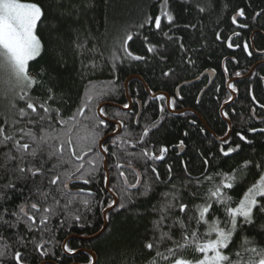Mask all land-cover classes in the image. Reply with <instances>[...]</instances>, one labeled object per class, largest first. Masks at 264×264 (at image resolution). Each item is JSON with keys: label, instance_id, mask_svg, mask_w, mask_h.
Returning a JSON list of instances; mask_svg holds the SVG:
<instances>
[{"label": "snow or ice", "instance_id": "1", "mask_svg": "<svg viewBox=\"0 0 264 264\" xmlns=\"http://www.w3.org/2000/svg\"><path fill=\"white\" fill-rule=\"evenodd\" d=\"M179 2L183 4L190 0ZM90 6L91 0H69L67 6L59 0H52L53 19L57 22L53 27L71 19V30L76 36L75 49L83 57L81 68L85 72L100 70L102 65L98 61L104 56L101 37L94 36L81 23ZM195 7L200 13L208 10L199 4ZM244 15L245 10L238 9L231 18L232 23L236 24L237 17ZM259 15L261 13H256V16ZM45 19V8L35 0H0V85L5 86L6 92L13 93L16 101L11 105L14 112L5 115L0 122V264H6V261H11V264H27L25 256L29 244L40 256H49L50 253L43 250L50 243L44 239V235L52 231L49 225L54 218L71 216L76 223L83 221L80 208L73 213L72 206L79 204L83 209L91 211V198L95 194L91 189L78 185H90L95 181L103 163L102 153H109L115 158L112 167L116 170L118 187L111 185V189L118 191L121 199L129 204L135 203L137 199L156 196L157 184L165 183L167 186L173 180L172 164L166 165L167 181L162 180L161 173L155 166V162L166 159L168 145H162L158 149L153 147L152 150L143 147L139 153L125 150L121 155V146L131 143L128 137L132 136L124 119H120L118 123L125 130V135H117L111 140V151L110 146L103 142L104 129L109 126V120L106 119L108 113L95 101L107 94L105 90H92L86 104L78 107L67 118L64 117L61 113L63 103L58 102L55 89L45 87V82L40 78L43 70L33 76L29 68L30 61L39 57L44 49L37 34V26ZM176 21L177 14L170 0H160L158 14L147 15L138 27L143 29L145 26H152L160 31L162 23L166 22L170 29H179ZM239 26L247 27L246 24ZM183 27L189 29L196 25L185 24ZM163 34L168 40L174 39L168 32ZM233 35L239 33L234 32ZM133 38V33L128 31L123 36L113 38L109 61L112 73L116 72L118 62L146 59L130 50L129 43ZM175 39L179 40V48L185 53L195 54L197 51L186 47L183 37ZM215 39L222 40L219 32L215 34ZM144 41L147 52L157 51V46L148 42L147 36ZM226 43L229 49L239 47L238 44L234 45L232 37H227ZM243 47L248 55H252L247 43ZM188 63L195 64L191 56L188 57ZM224 72H228L226 65ZM172 74L171 70L163 72L165 77ZM235 75L239 77L241 73L236 72ZM38 87L44 89L43 92L33 95ZM228 87L233 92L237 91L231 83ZM152 95L154 99L164 101L168 108H175L176 97H168L164 93ZM231 99L229 96L224 104ZM253 99L255 100L254 96ZM18 102H22L23 106H18ZM199 102L197 98V103ZM165 103L159 105L161 114L165 111ZM92 106L97 111H93ZM123 107L128 109L131 105L126 103ZM85 108L88 110L87 115ZM116 115L119 116V112ZM222 115L228 118L229 113L224 111ZM80 118L87 123H83ZM195 123V120L190 121L192 125ZM156 126L153 122L144 127L132 147L145 144L150 128ZM199 131L204 132L206 129L201 128ZM248 131L264 134V128L251 127ZM230 132L231 127L225 131L224 136L218 138L221 142L219 152L224 157L241 149L240 144L225 148V145H230ZM189 135L188 131L182 133L185 138ZM236 135L244 143H252L243 132H237ZM172 147L179 154V151L187 147L185 139H180ZM200 155L203 157V170L197 177H192L187 163L181 161L187 174L183 187L189 190V199L199 203L190 205L184 202L175 184H172L170 190L159 193L157 203L152 205V212L156 216L152 221V235L145 239L139 252L142 264H264V223H259L264 221V157L257 160L245 159L228 172L211 173L209 166L214 157L206 153ZM134 160L143 161L145 172H150L152 178L144 179L134 165ZM149 161L153 162L150 167ZM104 166L108 167L107 164ZM252 168L256 170L258 179L250 183L238 201L234 200L229 191L250 174ZM129 176L134 178V183L129 181ZM103 181L110 184L109 176L104 175ZM205 183L208 186L202 192L200 189ZM131 189L136 191L132 192ZM116 203L113 200L108 207L111 208ZM119 207L124 208L125 203L121 202ZM218 213L222 214V218ZM66 222V219L60 220L61 225ZM246 229L254 232V235H241ZM176 231L179 232V239L173 238ZM237 235H240L239 243L234 240ZM7 240H16L21 248L10 250ZM62 247L65 252L74 251L67 243ZM188 249L198 255L188 256ZM89 264H92L91 260Z\"/></svg>", "mask_w": 264, "mask_h": 264}, {"label": "trees", "instance_id": "2", "mask_svg": "<svg viewBox=\"0 0 264 264\" xmlns=\"http://www.w3.org/2000/svg\"><path fill=\"white\" fill-rule=\"evenodd\" d=\"M35 2L45 8L46 19L37 26V34L42 40L44 49L39 57L30 61L31 75L37 76L43 70L40 78L45 82V87L51 86L55 89L59 97L58 102L63 103L61 113L65 118L87 103V97L92 90H105L107 94L95 103L99 106L118 105L122 109L112 105L104 107L109 120V126L104 129V139L117 131L118 128L113 123L124 119L128 126L127 130L132 133V136L128 137L131 143L121 146V155L125 150L139 153L143 147L152 150L153 147L158 149L162 145H168L169 152L166 159L155 162V166L161 173L162 180L167 181L166 165L172 164L173 180L167 186L165 183L157 184L156 196L137 199L135 203L129 204L121 199L118 191L111 189V185L118 187L116 170L112 167L115 158L106 153L108 171H110V190L117 196L118 204L123 202L125 207L118 206L108 214V228L100 237L89 241L82 240L80 237H92L104 228L103 214L109 208L108 204L114 200L112 194L106 190L107 184L103 181L107 173L104 169L105 160L102 154L103 163L95 181L90 185H78L91 189L95 194L91 198V211L83 209L79 204L72 206L73 213L80 208L84 216L80 223L74 222L71 216L54 218L49 225L52 231L44 235V239L49 240L50 243L46 244L43 250L48 251L50 255L40 256L29 244L25 260L27 264H41L46 261L49 262L47 264H89L92 257L85 251L91 250L97 255V264H142L139 252L142 250L145 239L152 235V221L156 219L152 212V205L157 203L159 193L170 190L172 184H175L184 202L190 205L199 203V201H191L188 196L189 190L183 187L187 174L183 170L181 161L187 163L192 177H197L203 170L201 153L214 157L209 166L211 173L228 172L245 159L257 160L264 157V134L248 131L251 127L264 128V107H261L264 105V0H190L183 4L179 0H170L177 14L176 23L180 27L170 29L167 23L163 22L160 31L152 26H145L143 29L138 27L147 15L158 14L160 0H91V6L82 17L81 23L86 25L94 36L101 37L100 43L104 56L98 61L102 65L100 70L86 72L81 68L83 57L78 55L75 49L76 36L71 30L73 27L71 19L60 22L58 27L54 28L57 22L53 19L52 0H35ZM59 2L67 6L69 0H59ZM196 4L205 6L208 10L200 13L195 7ZM185 8L188 10L185 11ZM241 8L245 10V15L233 24L231 18ZM258 12L261 15L256 16ZM185 24H194L196 27L184 29ZM241 24H246L247 27H240ZM125 31L133 33V41L129 43L130 50L145 56L146 59L118 62L116 72L112 73L109 62L111 43L113 38L123 36ZM164 32H168L174 39L168 40ZM217 32L222 36L221 41L215 39ZM234 32L239 35H233ZM145 36L148 37V42L157 46L156 52H147ZM105 37H107L106 40ZM179 37L184 38L183 43L186 47L197 50L195 54L185 53L179 48V40L175 39ZM227 37H232L234 45L238 44L239 47L229 49L226 43ZM245 43L248 44V51L252 55H248V52L244 50ZM189 56L195 61L194 65L188 63ZM225 65L228 68L227 74L224 72ZM255 66L256 68L248 78L232 83L237 89L236 97L233 99L228 82L231 79L245 77ZM170 70L172 75L163 76V72ZM207 70H214L216 79L205 93L203 91L210 81L207 76L193 84L183 85L185 82L198 79ZM236 72H240L241 75L237 77ZM130 77L132 78L129 80L127 95L125 84ZM145 84L152 93L164 92L170 97H176V106L172 110L177 112L188 109L193 113L185 112L178 115L171 113L164 101H158L146 92ZM181 85L183 86L178 92L177 89ZM43 90L38 87L33 95H39ZM229 96L232 99L224 104ZM13 102H16L14 94L6 92L5 86L0 85V122L5 115H11L14 112L11 108ZM126 103L131 107L125 109L123 105ZM162 103H165L163 114L159 112V105ZM221 105L224 107L223 111L229 113L226 119L232 126L230 145H225V148L234 147L236 144L241 145L240 151L229 157H224L219 152L221 142L218 138L224 136L225 131L229 129L228 122L223 119ZM18 106H23L22 102H18ZM92 110L97 111L95 106H92ZM117 112L119 116L116 115ZM87 114L88 110L85 108V115ZM80 119L83 123H87L83 121V118ZM137 120L139 123H136ZM192 120L196 121L195 125L190 124ZM153 122L157 126L150 128L149 135L145 137V144L132 147V143L136 142L144 127L150 126ZM201 128L206 131L200 132ZM184 131L190 133L189 137L182 136ZM237 132H243L252 143L246 144L241 141L236 135ZM118 135L124 136L125 130L122 129ZM112 139L108 138L105 142L110 146V151ZM180 139H185L187 147L183 153L179 151L178 154V150L172 145L177 144ZM133 163L143 174L144 179L152 178L150 172H145L143 161L134 160ZM152 163L149 161L148 166L150 167ZM255 179H258V174L252 168L250 174L229 191V195L238 201ZM129 181L135 182L131 176ZM207 186L205 183L200 190L203 192ZM135 191L132 190V192ZM218 215L222 218V214L218 213ZM64 219L67 222L61 225L60 220ZM203 230L202 227L201 231ZM245 234L251 236L254 232L246 229L241 235ZM25 236H27L26 233ZM173 238L179 239L178 231L173 234ZM67 240L69 248L74 249L73 252L63 250L62 246ZM234 240L239 243L240 235L234 237ZM6 242L11 246L10 250L21 248L16 240ZM77 252H79L77 255H71ZM186 254L190 257L198 255L191 249L186 250ZM6 264H11V261H6Z\"/></svg>", "mask_w": 264, "mask_h": 264}, {"label": "water", "instance_id": "3", "mask_svg": "<svg viewBox=\"0 0 264 264\" xmlns=\"http://www.w3.org/2000/svg\"><path fill=\"white\" fill-rule=\"evenodd\" d=\"M238 18H240V17H237V19ZM256 68V66L254 67V68H252L251 69V71H250V73L248 74V75H246L245 77H239V78H236V79H231L229 82H228V84L229 83H234V82H236V81H239V80H242V79H245V78H248L249 76H250V74L254 71V69ZM205 76H207L208 78H210V81H209V83H208V85L206 86V88H205V90L203 91V93H205L206 92V90H207V88H209L210 87V85L214 82V80L216 79V73L214 72V71H212V70H207V71H205V73L202 75V76H200L198 79H195L193 82H185V83H183V85H189V84H193L194 82H197V81H199V80H202ZM132 77H130V78H128L126 81V84H125V91L127 92V95H128V84H129V80L131 79ZM183 85H181L177 90H178V92H179V89L183 86ZM145 88H146V92L149 94V95H151V97L152 98H154L153 97V93L151 92V91H149V89H148V87L146 86V84H145ZM161 93H164V92H161ZM161 93H156V95H159V94H161ZM202 93V94H203ZM164 94H166V93H164ZM231 94H232V96H233V99L236 97V94H235V92H233V91H231ZM168 97H170L168 94H166ZM129 99V98H128ZM129 102H130V99H129ZM106 105H112V104H103V105H101L100 107H106ZM113 107H118V108H120V109H122V107H120V106H115V105H112ZM168 108V107H167ZM168 110L171 112V113H174V114H184L185 112H191V113H193L191 110H188V109H184L183 111H172V109H170V108H168ZM224 110V107L221 109V111L222 112H224L223 111ZM107 119V118H106ZM223 119L226 121V122H228L227 121V119L223 116ZM203 122V121H202ZM204 123V122H203ZM115 126H117V131L114 133V134H111V135H109V136H107V138L106 139H104L103 140V142H106L107 141V139L108 138H114V137H116L118 134H120L121 132H122V129L119 127V123H113ZM228 124H229V127H232L231 126V123H230V121L228 122ZM205 125H206V123H205ZM206 127H207V125H206ZM230 135H231V132H230ZM230 135H229V137L228 138H230ZM215 137L217 138V136L215 135ZM218 141H220L219 139H218ZM184 151V150H183ZM183 151H181V153H183ZM103 154V156H104V160H105V164H107L108 165V160H107V154L106 153H102ZM104 169H105V171H106V173H107V175L109 176V178H110V171H108V167H105L104 166ZM106 190L108 191V193L109 194H112V196H113V198H114V200H116L117 201V203L116 204H114L111 208H108L107 210H105V212H104V214H103V216H104V219H105V224H104V228L98 233V234H96V235H94V236H92V237H89V238H83V237H80V239H82V240H85V241H89V240H92V239H95V238H97V237H100V235L101 234H103L104 232H105V230L108 228L107 227V223H108V214L109 213H111V211H113V210H115L118 206H119V204H118V198H117V196L114 194V193H112L111 192V190H110V184H107L106 185ZM132 190H135V189H131L130 191H132ZM68 242V240L65 242V243H67ZM64 243V244H65ZM80 252H82V251H80ZM78 253V252H77ZM77 253H73V254H71L72 256H74V255H76ZM87 253L89 254V255H91V257H92V260L94 261L93 262V264H97V255L93 252V251H87ZM47 263H49L48 261H46V264ZM42 264V263H41Z\"/></svg>", "mask_w": 264, "mask_h": 264}, {"label": "bare ground", "instance_id": "4", "mask_svg": "<svg viewBox=\"0 0 264 264\" xmlns=\"http://www.w3.org/2000/svg\"><path fill=\"white\" fill-rule=\"evenodd\" d=\"M82 251H85V250H82ZM79 252H80V251H79ZM79 252H78V253H79ZM85 252H87V251H85ZM78 253H77V254H78ZM72 254H73V253H72ZM77 254H76V255H77ZM92 261H93V260H92ZM93 262H94V261H93ZM93 262H92V264H93Z\"/></svg>", "mask_w": 264, "mask_h": 264}, {"label": "flooded vegetation", "instance_id": "5", "mask_svg": "<svg viewBox=\"0 0 264 264\" xmlns=\"http://www.w3.org/2000/svg\"><path fill=\"white\" fill-rule=\"evenodd\" d=\"M166 106H167V104H166ZM168 109V108H167ZM173 111V110H172Z\"/></svg>", "mask_w": 264, "mask_h": 264}]
</instances>
